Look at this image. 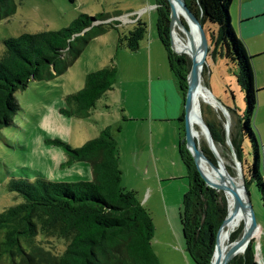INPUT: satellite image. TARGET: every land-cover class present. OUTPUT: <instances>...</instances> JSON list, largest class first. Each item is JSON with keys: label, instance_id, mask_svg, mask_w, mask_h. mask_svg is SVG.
I'll return each mask as SVG.
<instances>
[{"label": "trees", "instance_id": "1", "mask_svg": "<svg viewBox=\"0 0 264 264\" xmlns=\"http://www.w3.org/2000/svg\"><path fill=\"white\" fill-rule=\"evenodd\" d=\"M21 2L24 0H20ZM75 3L76 0H70ZM235 0H186L188 7L204 27H217L212 34V51L220 54L238 69V83L244 94L246 110L239 117L238 126H231V141L242 161L241 142L247 140L253 156L246 167V186L256 183L264 201V174L260 145L252 124L258 103L252 57L237 35L231 21V7ZM17 11L16 0H0V22ZM158 36L167 52L170 70L179 82L185 99L187 75L191 62L185 54L175 55L170 44V9L163 0L157 8ZM109 16H82L75 25L59 31L24 34L3 41L0 54V133L13 124L20 106L16 98L34 81H52L63 76L87 47L110 30L119 29V22H105ZM148 35V25L136 20L127 33H120L118 47L138 52ZM206 68L203 70L205 74ZM116 75L114 62L90 73L85 87L67 97L68 108L63 113L83 119L97 101L112 90ZM217 146L225 142L223 129L209 122ZM181 136L179 154L188 170L189 192L184 196L180 214L186 253L194 264H210L215 250V236L228 213V199L222 191L214 190L199 177L195 162L181 144L184 137V113L179 120ZM70 162L90 164L94 181L60 184L45 178L34 181L13 178L8 190L22 198V202L0 213V264H158L152 247L154 224L150 212L142 205L135 191L121 187L123 171L119 166V147L110 128L81 148L63 144ZM206 155L214 160L207 144L202 145ZM244 166V163H243ZM245 167V166H244ZM210 182V181H209ZM213 184V183H212ZM216 185V184H215ZM232 235V242L240 240ZM55 238L67 242L61 255L46 250L38 238ZM255 235L244 256L235 257L230 264H257L255 262ZM242 255V254H240Z\"/></svg>", "mask_w": 264, "mask_h": 264}, {"label": "rangeland", "instance_id": "2", "mask_svg": "<svg viewBox=\"0 0 264 264\" xmlns=\"http://www.w3.org/2000/svg\"><path fill=\"white\" fill-rule=\"evenodd\" d=\"M160 1L76 0L73 3L70 0H16V13L0 22V54L4 51L3 41L6 39L67 29L85 15L109 16L111 19L105 21L106 23L116 21L121 25L118 31L112 29L93 41L63 76L52 81L32 80L27 89L16 94L20 110L13 124L0 133V213L22 202L20 196L8 190V184L13 178L31 181L45 178L60 184L93 182L94 175L90 164L70 162L63 144L81 148L110 127L118 143L119 166L124 173L121 187L136 188L142 195L148 186H153L152 180L157 181V165L162 176H181L176 178L179 180L165 179L170 181L164 183V190L145 205L149 194L147 191L141 203L153 219L152 247L158 264H194L185 251L180 218L184 196L190 189L188 170L181 160L178 148H169L173 140L171 134L167 137L166 133L161 134L156 127L159 125L157 123H154L153 136L145 131L150 123V81L151 78L157 80L159 75L164 76L165 72L170 71L167 52L160 42L162 56L155 51L151 75L146 63L148 59L143 52H130L118 47L119 34H127L138 19L148 25L147 39L150 38L151 31L154 36L158 34L157 8ZM205 31L211 43V36L214 32L217 33V27L208 23ZM179 36L184 40L183 34L179 33ZM171 50L181 57L172 47ZM112 61L116 68L112 90L97 101L87 117L78 119L64 114L63 110L68 108L67 97L85 87L90 73L111 65ZM204 68L206 72L202 74V84L228 109L231 134L232 124L237 127L239 117L246 110L245 94L238 83V69L220 54L209 56ZM200 110L202 116L205 111L206 120L216 122L224 130L225 142L217 147L231 175L240 178V172L227 145L226 119L219 106L202 98ZM257 110L258 103L255 114ZM255 119L256 116L252 130L259 141L264 174V144ZM175 125L180 126L179 122ZM195 129L202 147L206 141L197 123ZM241 148L240 162L242 166L244 163V175L248 178L246 167L253 161L249 142L243 140ZM182 173L185 175L182 176ZM197 173L199 175L198 170ZM199 177L201 178L200 175ZM249 194L260 227L254 228L256 240L253 244L255 249L259 247V254L256 256L255 251L254 259L257 264H264V201L256 183L250 184ZM242 224L246 226L245 221ZM240 234L241 231L233 236L237 235L239 238ZM38 241L42 247L56 255L63 254L68 246L67 242L55 238L39 237ZM245 253L246 251L238 256H244Z\"/></svg>", "mask_w": 264, "mask_h": 264}, {"label": "crops", "instance_id": "3", "mask_svg": "<svg viewBox=\"0 0 264 264\" xmlns=\"http://www.w3.org/2000/svg\"><path fill=\"white\" fill-rule=\"evenodd\" d=\"M230 13L232 25L239 38L246 45L249 55L252 57L256 88L258 91V110L255 114V125L261 134L264 144V0H235ZM159 45V36L158 34L154 36L152 31L150 38H145L141 44L140 51L143 52L148 59L146 63L151 75L155 51L162 56ZM149 89L151 95L149 108L150 123L145 127V131H149L153 136L155 128L154 123L159 124L156 125V127L161 134L164 135V133H166L165 137L170 134L173 136L169 148L173 150L178 148L179 150V141L182 134L180 131L181 124L179 123V126L175 125V123L177 124V122H179L184 113V96L179 82L170 70L169 72H165L164 76L159 75L157 80L151 78ZM110 129L113 131L112 128ZM181 175L183 176L185 174L182 173ZM155 176L157 181L155 179L152 180L153 186H148L147 190L145 189L142 195L136 188H131L129 186L124 187L125 189L137 192L138 196L141 195L139 198L141 202L147 194V191H149L148 200L145 203V205H147L152 198L158 196L159 193L164 190V183L170 181L165 179L179 180L176 178L181 177L175 174L162 176L158 165L157 174Z\"/></svg>", "mask_w": 264, "mask_h": 264}, {"label": "water", "instance_id": "4", "mask_svg": "<svg viewBox=\"0 0 264 264\" xmlns=\"http://www.w3.org/2000/svg\"><path fill=\"white\" fill-rule=\"evenodd\" d=\"M169 5L170 9V44L173 50H175V45L173 42V19L174 17L177 20V25L179 30L183 33L185 38L188 41L189 44V50L190 53L187 55V57L190 59L191 66H190V72L187 78V91L184 99V129L185 134L184 138L181 140V144L185 145L189 153L192 155L194 162L196 164L197 170L199 172V175L203 179V181L206 183V185L214 190L222 191L224 194L228 193L233 199L234 207L233 210H229L228 206V213L226 218L224 219L222 225L220 226L216 236H215V250L214 254L211 260L210 264H230L232 260L237 257L238 254V245H236L235 249L232 250L229 253H225L223 249L219 245V235L224 228V226L228 223H230L233 220H236L244 211L245 207L249 208V212L251 214V217L253 219V222L256 227L260 228L256 217L254 213V209L250 200V194L248 192V188L244 187V195L246 197V202L241 197V188L234 182V179L231 175V172L228 168L219 166V163L221 161L220 155L218 153V147L213 139L211 130L209 126L206 124L204 119H202L204 128H205V141L210 149V151L213 154L214 160L209 158L204 150L201 147L200 140L197 135V131H195L193 125L191 124V114L194 108L195 104V97L197 95L198 90L201 88L202 85V74L204 67L206 66L207 59L209 56V53L211 51L212 45L209 41L208 34L205 31L204 25L201 23L200 19L191 11V9L188 7L186 0H176L179 3V6L184 12V17H180L177 11H174L173 9V0H163ZM190 24L195 26L197 33L199 35V44L198 46L195 44V41L193 39V35L191 33ZM176 51V50H175ZM177 52V51H176ZM178 53V52H177ZM179 54V53H178ZM180 55V54H179ZM208 89V88H207ZM209 93L211 91L208 89ZM212 94V93H211ZM214 97V96H213ZM215 101L218 103L220 112L224 115L226 119V139H227V145L229 147V150L231 152V155L233 157V162L237 167H240L242 169L243 173V180L246 181L243 166L237 156V153L235 151V148L232 144V141L230 139V118L228 117L226 111L228 109L219 102L215 97ZM205 162L209 165H212L214 167H217L219 172L221 173L222 177L229 183L230 187L228 188H221L215 184H212L207 180L201 173L199 169V163ZM250 242L248 241L247 244ZM259 254V247H256V256Z\"/></svg>", "mask_w": 264, "mask_h": 264}, {"label": "bare ground", "instance_id": "5", "mask_svg": "<svg viewBox=\"0 0 264 264\" xmlns=\"http://www.w3.org/2000/svg\"><path fill=\"white\" fill-rule=\"evenodd\" d=\"M173 9L174 11H177L178 14L180 15V17H184V12L181 9V7L179 6V3L176 0H173ZM173 42L175 45V50L180 53V54H185L188 55L190 53L189 50V44L187 39L184 36V40L181 39V37L179 36V33L183 34L177 25V20L174 17L173 19ZM190 28H191V33L193 35V39L195 41V44L198 46L199 44V35L197 33V30L195 28V26H193L192 24H190ZM207 99V100H211L215 105H218V103L215 101L214 97L211 95V93H209L208 89L205 88L203 86V84L201 85V88L198 90L197 95L195 97V104H194V108L191 114V124L193 125L194 129H195V123H197L201 129L202 135L205 138V128L202 122L203 116L201 114V110H200V104H201V99ZM227 113V111H226ZM228 115V113H227ZM229 117V115H228ZM196 131V129H195ZM198 135V132H197ZM218 153L220 155L221 161L219 163V166L221 167H225L227 168V165L225 163V161L223 160L219 150ZM239 172H240V178H236L234 176V182L241 188V197L243 198V200H246V197L244 195V187L246 186V181L243 180V173H242V169L240 167H237ZM199 169L202 173V175L209 180L211 183L216 184L217 186L221 187V188H228V186L230 187L229 183L222 177L221 173L219 172V170L217 169V167H214L212 165H209L205 162H200L199 163ZM227 199H228V206H229V210L232 211L233 207H234V203H233V199L230 196L229 192L226 193ZM247 204V202H246ZM246 222V226L244 229V233L242 238L239 241L236 242H232V235L236 232V230L238 229V227L243 223ZM254 228H255V224L253 222V219L251 217V214L249 212V208L245 207L243 213L236 219L231 221L230 223L226 224L224 226V228L222 229L220 235H219V245L220 247L223 249V251L225 253H229L232 250L235 249L236 245H238V255L244 253L247 249V247L249 246V244H247V242L251 241V238L254 234Z\"/></svg>", "mask_w": 264, "mask_h": 264}]
</instances>
